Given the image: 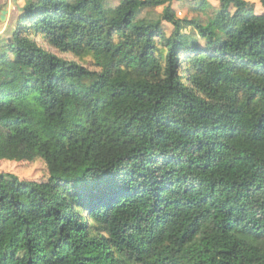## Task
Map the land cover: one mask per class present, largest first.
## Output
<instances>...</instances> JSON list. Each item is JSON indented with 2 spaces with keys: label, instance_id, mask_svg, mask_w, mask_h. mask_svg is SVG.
Returning a JSON list of instances; mask_svg holds the SVG:
<instances>
[{
  "label": "trees",
  "instance_id": "1",
  "mask_svg": "<svg viewBox=\"0 0 264 264\" xmlns=\"http://www.w3.org/2000/svg\"><path fill=\"white\" fill-rule=\"evenodd\" d=\"M121 1L28 0L0 35V160L93 164L0 172V264H264V13Z\"/></svg>",
  "mask_w": 264,
  "mask_h": 264
},
{
  "label": "rangeland",
  "instance_id": "2",
  "mask_svg": "<svg viewBox=\"0 0 264 264\" xmlns=\"http://www.w3.org/2000/svg\"><path fill=\"white\" fill-rule=\"evenodd\" d=\"M0 0V16L3 11L7 13L4 15L6 18L4 21L0 19V35H7L14 29L19 18V6L25 5L28 0ZM109 5L115 7L119 5L121 0H107ZM170 4L175 7L178 11L179 17H186L189 0H168ZM249 3V7L245 13H242L239 18L247 17L249 14H262L264 13V5L261 0H246ZM214 4H218L216 0H212ZM214 6V5H213ZM162 9L152 10L151 12L156 16L161 13ZM149 10L143 11V15H146ZM240 20V19H239ZM238 21V20H237ZM235 21V23H237ZM167 34H170L172 26L169 24L164 25ZM6 31H5V30ZM42 46L53 51L61 57L73 60L74 57L71 55L61 54L55 51L51 47L47 46L41 40L38 41ZM93 166L91 161L87 158H81L79 160L69 162L62 159L58 162L48 164L42 159H37L34 162H12L7 160H0V172L11 173L19 177L20 179L31 180L35 182H48L52 178L62 180H75L81 177L88 169Z\"/></svg>",
  "mask_w": 264,
  "mask_h": 264
},
{
  "label": "water",
  "instance_id": "3",
  "mask_svg": "<svg viewBox=\"0 0 264 264\" xmlns=\"http://www.w3.org/2000/svg\"><path fill=\"white\" fill-rule=\"evenodd\" d=\"M6 13H7L6 11H3V12H2V15L0 16V19H1L2 21H4V20H5V17H4V15H5Z\"/></svg>",
  "mask_w": 264,
  "mask_h": 264
},
{
  "label": "crops",
  "instance_id": "4",
  "mask_svg": "<svg viewBox=\"0 0 264 264\" xmlns=\"http://www.w3.org/2000/svg\"><path fill=\"white\" fill-rule=\"evenodd\" d=\"M211 3H212V5H214V7H218V4H219V2H218V0H216L217 2H218V4L216 5V4H214L213 2H212V0H209ZM6 19V18H5ZM5 30V29H4Z\"/></svg>",
  "mask_w": 264,
  "mask_h": 264
}]
</instances>
